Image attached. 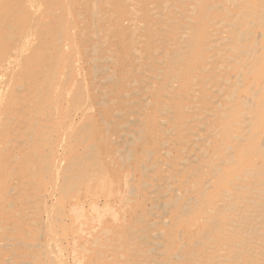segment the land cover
Returning <instances> with one entry per match:
<instances>
[{"label": "bare ground", "instance_id": "bare-ground-1", "mask_svg": "<svg viewBox=\"0 0 264 264\" xmlns=\"http://www.w3.org/2000/svg\"><path fill=\"white\" fill-rule=\"evenodd\" d=\"M9 3L0 264H264V0Z\"/></svg>", "mask_w": 264, "mask_h": 264}, {"label": "rangeland", "instance_id": "rangeland-1", "mask_svg": "<svg viewBox=\"0 0 264 264\" xmlns=\"http://www.w3.org/2000/svg\"><path fill=\"white\" fill-rule=\"evenodd\" d=\"M14 2H15V0H14ZM11 4L9 3V0H0V20H1V17L3 16V15H5L6 14V12L8 11V7L10 6ZM0 79H1V77H0ZM6 79V78H5ZM9 81V84H11L12 83V81L11 80H8V78H7V82ZM3 130V126L1 127V131ZM9 147H10V145L9 144H7V145H5V146H3L2 148H0V161H1V157L3 156V154L9 149ZM60 147H62V146H60ZM59 147V148H60ZM58 148V149H59ZM61 149V148H60ZM138 162L137 163H133V162H130L129 163V165H130V167L132 168L131 169V173L132 174H134V176L137 178V180H136V183H135V187L141 182V180L144 178V177H142V175L140 174V170H139V166H138ZM128 169V168H127ZM111 171H113V172H115V174L116 173H118L119 171V169H110ZM159 173V168H156V170H154V172H153V174L154 175H157ZM146 176V175H145ZM113 177V176H112ZM111 177V178H112ZM49 189V188H48ZM44 190H45V192H44V195H45V193H46V195H47V189H45L44 188ZM49 190H51V189H49ZM41 193H43V190H41ZM144 194H147V192L146 193H144ZM102 194H98L96 197H98L99 198V200H98V218H97V215H95L94 214V212H92V214L94 215V218L96 217V220L97 219H99V220H97V221H101V225L103 224V223H107L108 221H109V218H110V215H109V213H108V210L110 209V212H112V208L115 210L117 207H110V208H107V207H105V208H102L103 206V198H102ZM142 198V196L140 197V199ZM67 206V207H66ZM66 206H65V208H66V213L68 212V210H69V206H68V204H66ZM86 210H88V206L85 208ZM102 209H106V211L105 210H102ZM0 212H1V210H0ZM99 213H100V215H99ZM0 222H3V220H2V216L0 215ZM70 225L71 224H69V223H67V222H64V227L62 228L63 229V233L61 232L62 230H60V238H59V240L61 241V239H62V242H61V244L59 243L60 241L59 240H56V241H59V242H57V243H59V245H63L64 244V239H66V238H69L70 236H71V229H70ZM67 229V230H66ZM64 231H66L65 233H64ZM58 234V235H59ZM65 234V235H64ZM62 235H64L63 237L64 238H62ZM56 239H58V237L56 238ZM41 243H43V242H41ZM62 247V246H61ZM134 248H136V241H134V242H132L131 243V245H130V249H134ZM67 252H68V250L66 249V251H62L61 250V252H60V255H59V260H60V264H65V263H68L70 260H69V258H68V254H67ZM61 258V259H60ZM62 261V262H61ZM65 262V263H64ZM155 262H156V260H155Z\"/></svg>", "mask_w": 264, "mask_h": 264}]
</instances>
